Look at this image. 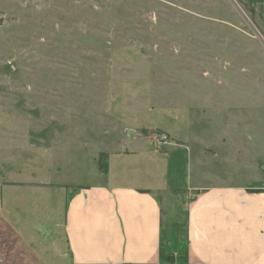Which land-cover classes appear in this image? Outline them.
Listing matches in <instances>:
<instances>
[{"label": "rangeland", "instance_id": "obj_1", "mask_svg": "<svg viewBox=\"0 0 264 264\" xmlns=\"http://www.w3.org/2000/svg\"><path fill=\"white\" fill-rule=\"evenodd\" d=\"M201 157L264 183V19L246 0H0V264H72L79 186L179 197Z\"/></svg>", "mask_w": 264, "mask_h": 264}, {"label": "crops", "instance_id": "obj_2", "mask_svg": "<svg viewBox=\"0 0 264 264\" xmlns=\"http://www.w3.org/2000/svg\"><path fill=\"white\" fill-rule=\"evenodd\" d=\"M246 2L264 19V0ZM201 159L179 197L144 180L79 186L63 223L72 264H264V183H225Z\"/></svg>", "mask_w": 264, "mask_h": 264}, {"label": "built area", "instance_id": "obj_3", "mask_svg": "<svg viewBox=\"0 0 264 264\" xmlns=\"http://www.w3.org/2000/svg\"><path fill=\"white\" fill-rule=\"evenodd\" d=\"M156 143L162 145V144H167V138L165 136H162L160 138L155 139Z\"/></svg>", "mask_w": 264, "mask_h": 264}, {"label": "trees", "instance_id": "obj_4", "mask_svg": "<svg viewBox=\"0 0 264 264\" xmlns=\"http://www.w3.org/2000/svg\"><path fill=\"white\" fill-rule=\"evenodd\" d=\"M142 192H147V191H142ZM169 260H171V256H167L166 258H164V261H169Z\"/></svg>", "mask_w": 264, "mask_h": 264}]
</instances>
